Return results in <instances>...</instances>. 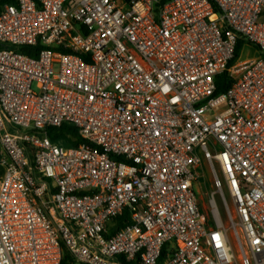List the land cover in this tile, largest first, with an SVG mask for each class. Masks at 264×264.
<instances>
[{"label":"built area","instance_id":"2783aa9c","mask_svg":"<svg viewBox=\"0 0 264 264\" xmlns=\"http://www.w3.org/2000/svg\"><path fill=\"white\" fill-rule=\"evenodd\" d=\"M0 45V264H264V0H17Z\"/></svg>","mask_w":264,"mask_h":264},{"label":"trees","instance_id":"16d2710c","mask_svg":"<svg viewBox=\"0 0 264 264\" xmlns=\"http://www.w3.org/2000/svg\"><path fill=\"white\" fill-rule=\"evenodd\" d=\"M16 1L17 0H0V5L11 4V3H15ZM166 1L167 0H162L163 3ZM1 48L13 49V50L15 49L14 47L7 46V45L2 46ZM43 48L45 47L42 46L41 44H38L37 46H33V47L22 46L18 50L28 56L37 57ZM241 49H242V43H240L237 47L235 59L239 57ZM231 84H232V79L230 78L228 72H224L220 74L216 79L217 93L226 92L230 88ZM68 134L75 139L74 142L67 141L69 144L78 146L84 142V140L79 138L77 129L72 126L64 125L59 130L52 129L49 131V136L54 142H58V140L62 138L64 139L65 135H68ZM127 219H128V215L126 213L123 214L118 219H116V229L123 227ZM62 250H63V258H62L61 264H76L72 255L69 253L66 246H64L63 244H62Z\"/></svg>","mask_w":264,"mask_h":264},{"label":"rangeland","instance_id":"374dc122","mask_svg":"<svg viewBox=\"0 0 264 264\" xmlns=\"http://www.w3.org/2000/svg\"><path fill=\"white\" fill-rule=\"evenodd\" d=\"M256 57H258V51L256 50V48L254 46H247L240 54L239 60L242 61ZM0 150H1V145H0ZM3 173L4 170L0 166V176H2ZM211 180H212L211 173L207 169V163H205V172L200 171V179L194 186V190L199 198L200 204L202 206V212L204 215L205 213H207V211L205 212L204 210V206L207 204V194L213 188L211 186Z\"/></svg>","mask_w":264,"mask_h":264},{"label":"crops","instance_id":"0c3cea01","mask_svg":"<svg viewBox=\"0 0 264 264\" xmlns=\"http://www.w3.org/2000/svg\"><path fill=\"white\" fill-rule=\"evenodd\" d=\"M2 46L0 45V48H1ZM1 151V150H0ZM0 177H2V176H0Z\"/></svg>","mask_w":264,"mask_h":264}]
</instances>
